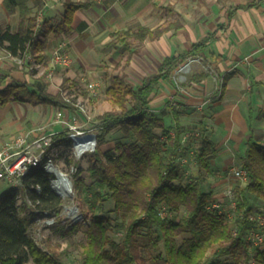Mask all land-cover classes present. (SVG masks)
<instances>
[{"label":"trees","instance_id":"16d2710c","mask_svg":"<svg viewBox=\"0 0 264 264\" xmlns=\"http://www.w3.org/2000/svg\"><path fill=\"white\" fill-rule=\"evenodd\" d=\"M28 3L37 12L34 13ZM3 5L8 15L18 13V29L0 28V48L15 58L30 55L39 63L45 60L46 51L54 44L49 35L58 38L69 33L76 12L89 8L91 3L64 0L62 17L56 25H51L50 19L37 21L38 12L45 7L44 0H3ZM180 27L179 23H170L154 30L139 27L136 31H114L108 45H119L127 57L125 65L129 66L131 56L135 54L134 42L158 40L164 33ZM212 35L194 44L190 51L203 49ZM186 61L185 56L166 59L160 68L163 73L144 81L139 87L132 86L119 74L111 77L106 95L118 111L95 116L94 126L90 129L96 133L97 145L94 152L84 155L87 158L85 172L89 180L87 187L95 197L91 211L96 208V203L111 200L113 212L124 223V238L121 243L113 241L108 236L112 220L93 215L86 231L88 243L84 264H264V249L252 247L247 241L250 231L258 229L252 215L263 212H252L247 194L264 199V147L255 142L251 129L241 158L247 180L234 190L236 201L231 225L227 223L226 214L208 208L216 202L210 191L205 192L193 181L182 184L183 163L179 154L185 143L182 142L185 132L175 108L171 110L175 122L173 136L169 130L162 132V137L155 134L156 130L164 131L165 128L162 117L148 114L152 93L160 81L169 76L168 70H174ZM7 77L9 74L1 81ZM75 83L63 78L61 89L53 95L47 91L48 83L33 89L29 83L11 80L0 89V106L14 102L40 104L80 115L81 110L65 100L62 94L64 90L76 87ZM196 129V136H188L187 142L195 145V165L207 174L211 157L217 151L216 145L203 124ZM116 130L127 141L104 148L107 137ZM59 144L70 146L68 133L54 136L52 147ZM82 171L78 168L74 175L76 192L84 186L80 177ZM51 178L53 176L46 172L42 163L22 178L21 186L9 187L0 195V264H64V251L50 246L44 250L28 234L36 216L44 213L58 216L62 210L61 197L52 189ZM19 199L29 206L28 213L20 212ZM181 208L187 215L180 220L162 216L160 211L178 212ZM74 228L76 224L71 226ZM143 230L152 246L145 258L138 254L136 246V237ZM209 253L211 258L208 260ZM223 257L230 261L219 260Z\"/></svg>","mask_w":264,"mask_h":264},{"label":"crops","instance_id":"0c3cea01","mask_svg":"<svg viewBox=\"0 0 264 264\" xmlns=\"http://www.w3.org/2000/svg\"><path fill=\"white\" fill-rule=\"evenodd\" d=\"M63 1L53 4L61 6ZM79 1L90 2L91 6L76 12L70 31L72 33L75 27H78V16L83 17L85 16L83 13L87 12L93 13L100 1L110 7L104 9L99 17L110 11L111 14H107L105 24L108 27L116 26L111 29L109 35L114 31H136L139 27L154 30L170 23L180 24V28L164 33L158 40L145 39L139 43L134 42L135 54L131 56L129 65L132 61L142 57L141 52L136 50V45L143 43H148L146 46L149 51L146 52V56L142 57L144 60L149 59V61L155 62L158 59L163 65L166 59L180 58L181 56L187 57V61L188 59H199L189 65L186 81L181 86H176L174 80L175 72L179 66L174 70H168L169 76L163 79L168 81L171 78L169 82L174 85V91L170 96L175 97L181 108L180 111L177 110L179 107L176 109L180 115L179 124L182 127L190 123L194 125L193 121L197 123V127L203 124L207 129L208 137L215 143L217 151L211 157L207 174L211 172L215 173L216 177L221 176L212 186V197H216V192L220 194L224 192L229 186L227 184L225 186V180L221 179L223 175L220 174H224L228 167H235L239 162L241 163L250 129L255 142L264 147V0ZM53 4L45 6L43 10L39 11L37 18L41 16L43 19L42 16L50 13L54 7ZM28 6L34 13L37 12L31 3H28ZM230 13L231 15H229ZM14 15H18V13L8 15L3 0H0V28L7 27V24H1L4 18ZM144 20L148 24H143ZM81 22L83 24L79 27L81 29L79 35L85 31L90 32L94 26V22H91L90 19L88 22L83 20ZM131 24L136 27L130 29L132 28ZM97 25L102 26L99 22ZM210 34L213 35L203 49L197 52L190 51L194 44ZM49 37L54 41L53 34H50ZM175 50H181V54L173 53ZM188 51L191 53L188 54ZM51 53L53 54V52ZM124 58L126 62V55ZM15 59L0 48V89L11 80L29 83L26 79L27 76L24 77L22 71L9 70L11 69L10 65L15 64ZM49 67L52 69L51 64ZM55 68L50 72H53ZM50 72L49 75L52 74ZM161 73L163 71H160ZM7 74L9 77L2 82V77ZM170 96L168 95V100ZM162 103L163 97L153 96L152 93L149 106H158ZM18 104L10 103L7 106H0V109L10 107L11 112L12 105ZM32 108L35 107L32 106ZM7 114L9 113L0 112V145L14 136L30 130L23 131V124L19 116L11 113L15 119ZM88 118L85 117L86 121ZM173 124H175L174 121ZM164 125H166L165 121ZM162 131L156 130L155 134L160 135ZM170 135L173 136V131H170Z\"/></svg>","mask_w":264,"mask_h":264},{"label":"rangeland","instance_id":"374dc122","mask_svg":"<svg viewBox=\"0 0 264 264\" xmlns=\"http://www.w3.org/2000/svg\"><path fill=\"white\" fill-rule=\"evenodd\" d=\"M53 5L54 7L51 9L50 13L42 17L50 19L51 25H56L61 20L62 9L59 4ZM97 5L98 6L94 9L93 13L87 12L83 13V15H85L83 17H80V15L78 16V27H75L73 33L69 32L54 39V44H51L50 49L46 51L44 61L38 63L33 60L32 57L30 58L27 55L22 58H16V65L14 64V66L11 64V69H9L10 71H22L24 77L27 76L26 79H28V82L33 89H39L42 84L48 83L49 85L47 87V91L53 95L61 89L63 78H68L70 81L76 82V87L71 90H64L62 94L65 100L70 101L77 108H79V110H81L80 115H77L74 112H71V115L75 118L77 126L86 131L94 126L95 116L107 111H118V109L112 105L110 98L106 95V89L109 86L111 77L119 74L125 77V79L132 86L139 87L144 81L151 79L154 75H159L160 67L162 66L161 60L157 59L155 62H151L149 59L144 60L142 58L143 56H146V52L148 51V46L146 45L148 43L136 45V50L138 49L139 52H141L142 57L138 60L132 61L131 65L126 66L124 54L121 52V47H110L108 45L112 41L109 32L111 29L116 27H108L105 24V21H107V14H111V12L108 11L103 16L99 17V14H101L104 9H108L110 5L107 7L103 1L98 2ZM89 19L91 22H94V26L91 31H88L89 33L85 31L79 35V31L81 30L79 27L83 24L81 20L88 22ZM97 22L101 23L102 26H98ZM142 23L148 24L146 20L142 21ZM1 24H7V27H9L11 31H15L18 24V15L4 18L1 21ZM131 27L132 28L130 29H134L136 26L131 24ZM57 48H61L64 53L68 55L71 63L68 67L58 66L53 72H50L52 71L49 67V64H51L52 61L51 52ZM180 52L181 50H175L173 53H179L180 55ZM49 72L52 74L49 75ZM170 79L168 81L165 79L160 81L159 85L153 91V96L159 95L163 97V103L158 106L148 107L149 115L164 118L166 125H164L165 130L162 132H166L168 130L172 131L174 126V120L170 114L172 107H170L169 100L167 99L168 95L170 96L174 91V85L169 82L171 81ZM90 84L95 85L96 96L92 95L90 92L88 87ZM32 106L35 108H32ZM9 108L10 107H6L3 110L0 109V112H4L5 114L8 112L9 114L7 115L13 118H15L13 114L15 116H19V119L23 124V131L32 128L44 127L47 131L67 133L65 125L53 124L55 114L61 111L59 109L38 104L30 105L28 103H19L16 106L12 105L11 112ZM18 108L19 110H17ZM180 109L181 108L179 107L177 110L180 111ZM86 116L90 118L89 121L85 120ZM193 123L195 124L192 125V123H190L183 127L185 132V134H183L185 143H183V150L179 154L183 161L181 166V181L182 184L189 183L190 181L199 183L205 192L210 191L213 194L212 186L221 176H217V178L216 174H212L211 172L206 174V172H202L195 165V159L193 156L195 145L190 141L187 142L188 136H196L197 134V123L195 121H193ZM54 126L56 127L54 128ZM159 136L162 137L163 135ZM183 138L182 140H184ZM126 141L127 140H124L116 130L107 137V145L104 146V148H111L115 146L117 142ZM245 151L243 152V155L245 154ZM52 152L55 153L52 158L53 165L60 170L61 173L68 177L72 190L68 197H61L63 203L62 210L58 216H53V223L47 224L45 223V219H42L41 221L35 220L31 223L28 234L34 239L38 246L44 250L49 249L50 246L52 248H59V251H64V255L62 257V262L64 264H84V258L86 256L85 250L88 243L86 231L89 218L93 215L110 218L112 222L108 236L116 243H121L123 241L124 223L117 218L113 212V202L111 200L96 203V208L94 211H91V203L95 202V197L93 194L94 192L89 190V187H87L89 184V180L85 172L87 168V158L83 156L81 159L76 160L72 154L71 147L69 145L65 146L64 144L55 146ZM241 164L242 163L239 162V164L235 167H228L224 174H220L223 175V178L221 179L225 180V186L227 184L229 187L221 194L216 192L217 194L215 193L216 197L214 198L216 203L221 206L220 212L226 214L227 223L229 225L233 224L235 211V205H233L235 202H231V200H236L234 198H229L228 193L229 191H234L239 185L243 186L233 177L231 169H238L239 167H242ZM71 167H74L75 170L72 171ZM78 168L83 170L80 177L84 180V186L79 192H76L73 188V182L75 179L74 175L76 174ZM217 172L219 173V171ZM9 187L10 186L7 184L2 183V185H0V195ZM14 188L16 187L14 186ZM247 196L249 205L252 207V212L264 211V199L257 198L250 193L247 194ZM18 207L22 214L29 212V206L26 205L25 201L22 199L18 200ZM64 209H67V213ZM73 209H76L74 212L78 215L77 218L70 216ZM160 211L162 212V216L175 220H180L182 217L187 215V212L183 208H181L178 212L170 210ZM58 218H60V222H58ZM74 224H76V228L71 229V226L73 227ZM151 236L153 239L156 237L154 234ZM142 238H145V240ZM147 240L146 231L144 230L136 237L138 254L143 258L147 257L148 252L152 250V246ZM260 249H264V243ZM153 250L155 249L153 248ZM207 256L209 260L211 258V253ZM219 260L230 261V258L223 257Z\"/></svg>","mask_w":264,"mask_h":264},{"label":"built area","instance_id":"2783aa9c","mask_svg":"<svg viewBox=\"0 0 264 264\" xmlns=\"http://www.w3.org/2000/svg\"><path fill=\"white\" fill-rule=\"evenodd\" d=\"M61 0H44L45 6L53 3H58ZM41 16L37 18L38 23L41 22ZM31 58V57H30ZM199 61L198 58L188 59V61L179 66L175 72L174 80L176 86H181L186 81V75L189 72V65L193 62ZM71 61L66 53L61 48H57L53 51L51 66L55 67H68ZM187 67V68H186ZM186 68V69H185ZM89 90L92 95L96 96L95 85L90 84ZM169 105L173 108H178L179 104L176 102L175 97L172 95L169 98ZM89 121V118H88ZM54 125H65L70 139V147L72 154L76 160L81 159L86 153L94 152L96 149V133L92 129L84 130L77 126L76 120L72 117L68 110H61L57 112L54 117ZM58 132L47 131L44 127H38L30 129L29 131L19 134L4 142L0 145V182L7 184L10 187H19L21 185L22 178L29 173V171L44 164L45 170L48 167L53 166L52 158L54 148L52 147L54 142V136ZM182 142H185V138ZM183 163V161H182ZM72 171L75 170L71 167ZM233 177L241 184H245L247 180L246 171L243 168L231 169ZM56 181L54 178L50 179L51 187H54L52 182ZM55 188V187H54ZM53 189V188H52ZM54 190V189H53ZM55 193L57 192L54 190ZM229 198L235 199V192L229 191ZM231 202H235L231 200ZM235 205V203L233 204ZM209 209H216L219 213L221 206L218 203H213ZM67 213V209H64ZM64 212V213H65ZM53 216H49L47 213L36 216L37 221L45 219V223H53ZM252 221L256 223L258 229L250 231L247 236V241L250 242L252 247H261L264 243V211L261 213H255L251 217ZM250 264H254L250 262Z\"/></svg>","mask_w":264,"mask_h":264},{"label":"bare ground","instance_id":"6f19581e","mask_svg":"<svg viewBox=\"0 0 264 264\" xmlns=\"http://www.w3.org/2000/svg\"><path fill=\"white\" fill-rule=\"evenodd\" d=\"M57 170L58 169L55 166L54 167H48V171H50L51 173L57 172V174L59 176L58 180L57 181H53L52 184L55 187L56 191L61 195L62 198L68 197V195H70L69 194V190L66 187L65 182L63 181V177L59 175L60 170H58L59 172ZM70 216L73 217V218H77L78 217V215H76L74 211H72Z\"/></svg>","mask_w":264,"mask_h":264},{"label":"water","instance_id":"95a60500","mask_svg":"<svg viewBox=\"0 0 264 264\" xmlns=\"http://www.w3.org/2000/svg\"><path fill=\"white\" fill-rule=\"evenodd\" d=\"M50 167H53V166H50ZM58 171V170H57ZM46 172L47 173H49V174H51L52 176H53V178H54V180H58V178H59V176H58V174H57V172H53V173H51L50 171H48V169L46 170ZM59 172V171H58ZM59 175L60 176H62L63 177V181L65 182V185H66V187L68 188V190H69V194L71 193V188H72V186H71V183H70V181H69V179H68V177L66 176V175H64L63 173H61V172H59ZM54 190H56L54 187H52ZM56 195H58L59 197H61V195L58 193V192H56ZM73 211H76V209H73Z\"/></svg>","mask_w":264,"mask_h":264}]
</instances>
